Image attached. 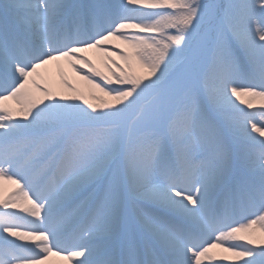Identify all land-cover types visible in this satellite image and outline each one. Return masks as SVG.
<instances>
[{
  "label": "snow or ice",
  "instance_id": "1",
  "mask_svg": "<svg viewBox=\"0 0 264 264\" xmlns=\"http://www.w3.org/2000/svg\"><path fill=\"white\" fill-rule=\"evenodd\" d=\"M3 182L0 264H264V0H2Z\"/></svg>",
  "mask_w": 264,
  "mask_h": 264
},
{
  "label": "bare ground",
  "instance_id": "2",
  "mask_svg": "<svg viewBox=\"0 0 264 264\" xmlns=\"http://www.w3.org/2000/svg\"><path fill=\"white\" fill-rule=\"evenodd\" d=\"M119 43L120 42L118 41H112L113 45ZM124 48H126V45L120 44V49H124ZM117 50L119 51V49ZM85 55H87L90 59H92V61L97 65L98 68L104 70L103 69L104 57L102 53L96 50H90L87 53H85ZM40 72L44 76V79L40 81L42 86L47 84L54 91L58 93L63 90L61 85L62 79H68L70 82L75 84L80 89L83 86H85L84 81L80 80V78L68 66L66 61H59L50 64L45 68H42ZM12 106L15 107L14 104ZM16 187H17L16 185L3 182V191L2 193H0V195L6 197L10 192L16 189ZM238 243H243V242H238ZM211 255L213 256V261L212 262L205 261V264H233V262L237 261L236 257H234L231 253L223 251V249L221 248L213 249ZM48 264H78V261L73 260L70 262L66 259H62L61 257L52 256L49 258ZM239 264H243V262L240 261Z\"/></svg>",
  "mask_w": 264,
  "mask_h": 264
},
{
  "label": "rangeland",
  "instance_id": "3",
  "mask_svg": "<svg viewBox=\"0 0 264 264\" xmlns=\"http://www.w3.org/2000/svg\"><path fill=\"white\" fill-rule=\"evenodd\" d=\"M0 2H2V0H0ZM118 62L123 63L122 61H118ZM86 87H87V86L85 85V86H83L81 89H82V90H86Z\"/></svg>",
  "mask_w": 264,
  "mask_h": 264
}]
</instances>
